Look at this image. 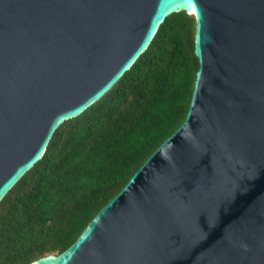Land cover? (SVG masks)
Wrapping results in <instances>:
<instances>
[{
    "label": "water",
    "instance_id": "1",
    "mask_svg": "<svg viewBox=\"0 0 264 264\" xmlns=\"http://www.w3.org/2000/svg\"><path fill=\"white\" fill-rule=\"evenodd\" d=\"M181 10L200 61L184 122L29 264H264V0H0V201Z\"/></svg>",
    "mask_w": 264,
    "mask_h": 264
},
{
    "label": "trees",
    "instance_id": "2",
    "mask_svg": "<svg viewBox=\"0 0 264 264\" xmlns=\"http://www.w3.org/2000/svg\"><path fill=\"white\" fill-rule=\"evenodd\" d=\"M196 28L194 14L170 13L113 87L55 130L0 201V264L66 250L184 122L200 67Z\"/></svg>",
    "mask_w": 264,
    "mask_h": 264
}]
</instances>
